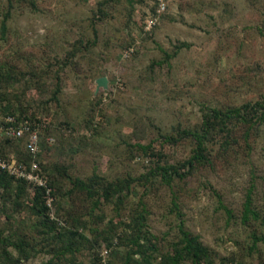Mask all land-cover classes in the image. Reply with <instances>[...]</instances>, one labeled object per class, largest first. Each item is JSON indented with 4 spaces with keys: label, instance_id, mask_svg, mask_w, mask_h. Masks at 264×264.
I'll return each instance as SVG.
<instances>
[{
    "label": "rangeland",
    "instance_id": "374dc122",
    "mask_svg": "<svg viewBox=\"0 0 264 264\" xmlns=\"http://www.w3.org/2000/svg\"><path fill=\"white\" fill-rule=\"evenodd\" d=\"M6 112L0 264H264V0H0Z\"/></svg>",
    "mask_w": 264,
    "mask_h": 264
},
{
    "label": "built area",
    "instance_id": "2783aa9c",
    "mask_svg": "<svg viewBox=\"0 0 264 264\" xmlns=\"http://www.w3.org/2000/svg\"><path fill=\"white\" fill-rule=\"evenodd\" d=\"M0 119L4 120L3 127L5 130L18 138L27 137V150L34 156L40 151V133L38 129L34 128L32 122L28 119L17 120L14 115L7 114L2 115L0 113ZM31 162L29 168L23 162H17V160L9 158H0V171H6L10 175L17 178L25 179L28 182L34 184L44 185L42 176L40 174V166L38 161ZM108 249L103 250V254L107 255ZM106 264V263H103Z\"/></svg>",
    "mask_w": 264,
    "mask_h": 264
},
{
    "label": "trees",
    "instance_id": "16d2710c",
    "mask_svg": "<svg viewBox=\"0 0 264 264\" xmlns=\"http://www.w3.org/2000/svg\"><path fill=\"white\" fill-rule=\"evenodd\" d=\"M7 114L14 115L17 118V120L27 119V118H21L20 119L17 115L14 114V112H6V114H4V115H7ZM28 120L30 121V119H28ZM30 122H32V121H30ZM32 125L36 129L40 128L39 125H35V123H33V122H32ZM204 127H205L206 132L209 131L213 127L212 120L207 116L205 117ZM195 138L197 139L198 145L202 146V135L195 133ZM33 160H34V158L31 160V162ZM22 161H20V162H22ZM31 162H30V164H31ZM38 164H39V162H38ZM7 176H9V177L13 178L14 180L20 182L21 184H24L26 182L29 183L27 180L12 176L6 171H0V178L2 179V181H5ZM75 188L83 189L84 187L82 186V183L77 182V183H75ZM44 190H45V187L44 188L40 187V186L35 187L34 194L38 198L42 192L44 193ZM43 205L47 206V202L44 201ZM181 230H182V233H183L185 239L188 242V248L191 250V252L194 254V256L197 258H201L202 256H204L206 254L205 250L194 243V239L189 236L188 232L184 231L183 228Z\"/></svg>",
    "mask_w": 264,
    "mask_h": 264
},
{
    "label": "water",
    "instance_id": "95a60500",
    "mask_svg": "<svg viewBox=\"0 0 264 264\" xmlns=\"http://www.w3.org/2000/svg\"><path fill=\"white\" fill-rule=\"evenodd\" d=\"M98 83V88L103 86L106 87L107 86V79L105 77H101L97 80Z\"/></svg>",
    "mask_w": 264,
    "mask_h": 264
}]
</instances>
